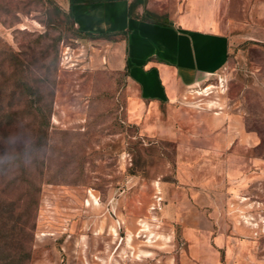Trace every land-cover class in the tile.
<instances>
[{
  "label": "rangeland",
  "instance_id": "obj_1",
  "mask_svg": "<svg viewBox=\"0 0 264 264\" xmlns=\"http://www.w3.org/2000/svg\"><path fill=\"white\" fill-rule=\"evenodd\" d=\"M130 1L152 20L188 2ZM68 11L57 0H0L9 100L43 171L29 264H221L213 237L232 233L255 236L243 264H264V0H224L222 15L235 16L226 65L149 116L126 70L108 60L116 39L80 32ZM233 114L260 138L240 190L247 200L233 204L227 179L211 178L197 203L198 184L179 164L201 160L195 147L214 129L202 123ZM181 139L195 150L182 159ZM236 255L226 251L223 263Z\"/></svg>",
  "mask_w": 264,
  "mask_h": 264
},
{
  "label": "crops",
  "instance_id": "obj_2",
  "mask_svg": "<svg viewBox=\"0 0 264 264\" xmlns=\"http://www.w3.org/2000/svg\"><path fill=\"white\" fill-rule=\"evenodd\" d=\"M57 1L71 11L75 25L82 30L120 31L115 41H108L113 48L107 57L114 67L126 70L147 116L158 112L161 104L171 107L189 87L220 71L230 55L233 42L230 26L235 16L232 13L222 15L224 0H188L184 8L163 20L130 15V0ZM207 125L214 127L207 137L208 144L195 147L202 154L201 160L181 162L179 171L188 174L189 181L193 176L195 185L198 184L193 190L197 203L207 199L211 191L207 183L211 178L218 184L227 179L229 201L233 200L235 205L244 202L248 196L240 190L249 174L251 147L260 138L243 117L235 114L214 117L201 124L204 130ZM178 148L180 159L183 150L195 152L188 140H179ZM213 240L223 255L237 249L236 264H243L239 256L254 245L255 236L232 233L227 237L215 235ZM223 260L224 256H220L221 264ZM244 264L250 263L244 261Z\"/></svg>",
  "mask_w": 264,
  "mask_h": 264
},
{
  "label": "trees",
  "instance_id": "obj_3",
  "mask_svg": "<svg viewBox=\"0 0 264 264\" xmlns=\"http://www.w3.org/2000/svg\"><path fill=\"white\" fill-rule=\"evenodd\" d=\"M134 4V1L129 3L130 15H136L133 13ZM68 13L74 22L71 11L69 10ZM78 30L111 40L121 35L120 31L93 32L80 28ZM7 73V63L2 58L0 59V264H29L43 171L36 169L39 157L36 141L31 140L25 144L18 135L22 126L20 123L22 109L19 103L13 105L9 100L12 94L8 89L10 77ZM223 256L221 252V257Z\"/></svg>",
  "mask_w": 264,
  "mask_h": 264
}]
</instances>
